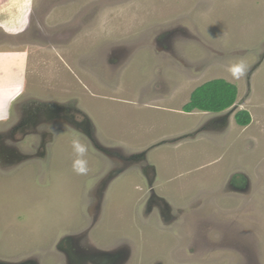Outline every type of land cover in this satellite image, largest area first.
Segmentation results:
<instances>
[{
    "label": "rangeland",
    "instance_id": "374dc122",
    "mask_svg": "<svg viewBox=\"0 0 264 264\" xmlns=\"http://www.w3.org/2000/svg\"><path fill=\"white\" fill-rule=\"evenodd\" d=\"M0 26L17 32L0 31V133L34 104L68 105L94 121L101 143L117 147L97 148L59 116L43 159L35 156L47 127L16 130L19 152L31 156L0 165L1 263L68 264L59 247L69 237L71 251L110 253L114 264H264V0H0ZM238 59L247 72L232 80L227 65ZM216 79L235 85L237 96L214 114L231 111L232 122L242 106L251 115L247 126L229 129L239 149L219 155L221 142L211 138L153 152L145 163L144 153L132 154L134 145L196 122L182 109L195 88ZM74 137L88 147L83 175L72 168ZM192 153L195 162L197 154L218 162L210 173L220 181L227 167H248L253 182L241 195L210 191L198 169L190 183L167 188L175 156ZM131 158L102 188L100 209L101 180ZM153 166L168 216L146 208L152 183L143 170Z\"/></svg>",
    "mask_w": 264,
    "mask_h": 264
},
{
    "label": "crops",
    "instance_id": "0c3cea01",
    "mask_svg": "<svg viewBox=\"0 0 264 264\" xmlns=\"http://www.w3.org/2000/svg\"><path fill=\"white\" fill-rule=\"evenodd\" d=\"M188 101H189V99H188ZM174 109L175 108H173V109L170 108V110H168V109L162 108V107H154V109H148V110L162 112L167 117L168 114L173 115L175 112L178 113V111L174 110ZM181 113H182V111H181ZM201 114H204V116ZM186 115H188L190 117L196 116V117H194L196 119V122L194 121L190 124L180 126L179 129L177 128L176 130H174L170 134L161 135L158 137L151 138L150 140H148L146 142V143H148V145L144 144L142 142H141V144L139 143L138 146L134 145L132 148V154H135V153H138V154L144 153L145 154L147 151L151 150L149 155H146V154L144 155V157L146 156L145 159L147 161L151 157L155 156V153H153V152L159 153L168 147L172 149L173 146L176 149H172V150L174 152L175 151L177 152L180 150V148H179L180 146H182L181 147L182 150L187 149L186 146H190V145L193 146L194 143H202L204 141L209 142L211 138H218L221 142V143H219V149H220V152H218L219 155H224V154H227L228 152L232 153L234 149L238 148L237 143H232L233 141H230V133H229L230 127L234 126L235 133L237 132L235 121L232 120V122H231V117L228 120V126H226L224 129H222V128L212 129L209 125H207V128L202 127L201 129H196V127H195L196 124L197 123L201 124V121L204 119L205 116H215L213 118L209 117V118H211L209 120L207 118V120H208V121L206 120L207 124L210 123V120L214 121L220 117L216 116V114H207L205 112H199V111L186 113ZM197 118H199L198 121H197ZM95 127H96V125H95ZM221 135H222V138H220ZM227 135H229V136H227ZM235 139H238V137L236 136ZM98 142L101 143L99 140H98ZM124 145H122V146H124ZM138 147H139V149L136 150V148H138ZM258 148L259 149L263 148V146L258 145ZM216 152L217 151H215L213 153H216ZM218 153H216V154L218 155ZM193 156H194V153L187 154L186 157H181L180 154H177L175 156L176 157L175 170L172 173H170L171 177L168 179V181L165 182L168 184L167 188L170 184L171 185L175 184L177 186V184L181 183L182 180L184 182L190 183L191 178L193 177V172L197 171L199 169V170H201V173H202L200 176V180L204 183V186H203L204 188H206L210 191L216 190V189H222V190H224V192L226 194L228 193L227 195H229L232 192L238 193L236 191H231V190H233L231 187V182H232V178H233V176L231 177V172H232L230 169L231 167H227L226 170H228V169L229 170L225 174L220 175V179H221V181H220L219 179H216L215 177H213L212 174L210 173V171L212 170L211 168L215 164H217L218 162H214V160L208 161V162H200V160H202L204 158V155H200V154H197L198 158H197V162H195L193 159ZM139 157H141V156L136 155L134 158H139ZM215 160H217V159H215ZM181 161H185L186 165L181 166L180 165ZM196 166H198V167H196ZM128 167H130V165ZM160 167H161V165H160ZM247 169H248V167L247 168H239L238 173L244 175V174H246L244 171ZM123 171H124V169H123ZM257 172H258V170H256V173ZM263 174H264V172L262 173V175ZM144 176L147 179L148 183H152V184H148V185H150V188H148V189H153L155 192L154 188H155L157 181H158V178H159V172H158L157 168L153 166L150 175L144 174ZM246 178H247V182L249 181V184L251 185L253 180H250L247 176H246ZM262 190H264V184H263ZM241 194H243V193H241ZM241 194L238 193V195H241Z\"/></svg>",
    "mask_w": 264,
    "mask_h": 264
},
{
    "label": "flooded vegetation",
    "instance_id": "af4514ba",
    "mask_svg": "<svg viewBox=\"0 0 264 264\" xmlns=\"http://www.w3.org/2000/svg\"><path fill=\"white\" fill-rule=\"evenodd\" d=\"M0 31L6 36L14 35L11 30L8 32L4 28H2V26H0ZM59 116H61L69 124V127L71 126L76 131L84 133L85 135L92 138L94 133L93 126L90 120H88V118L84 116L79 109L74 107L72 108L68 105L55 107L53 106L50 108L46 105L34 104V106L32 107L23 109L21 116L19 115L18 117V124H16L13 129L11 127V129L8 131V135H6V133H0V165L8 167L9 164H18V161L22 159H29L31 156L29 155L30 153L21 154L19 152V147L15 144L17 143L16 138L12 136V134L16 130L17 133H22L24 135H26V133H37L38 131L35 129L40 126H45L47 127V129L46 131H43L42 136H40L41 138L39 143H41V145L38 148L39 151L35 157H41L44 159L47 152L48 143H52L55 136H57L56 131L52 127L55 123L58 122V119L56 118H59ZM225 124V117H221L217 118L214 121L212 120L209 123V126H211L212 129H224ZM93 143H95L96 145L97 142L94 140ZM114 149H117V147H115ZM145 161L146 159L144 158L143 162L145 163ZM130 164L131 163H125L122 168L125 170ZM233 169L234 173L231 172V177L233 176L232 179L235 180L237 184H240V177L244 178L245 180L247 179L245 175L238 173L239 168ZM151 171L152 169L148 170L145 168V170H143V173L149 175ZM151 194L153 193L151 192L150 195ZM146 208L147 210L149 209V211L152 208H156L159 212H161L162 216H168L169 214V207L165 203V201L154 195H151L148 198ZM69 241L67 240L61 245V248L66 250V252L68 253V259H70L67 261L68 264H104L101 262V260L99 262L96 261L95 257L97 256L93 254V252L84 253L82 250L80 252H78L77 250L71 251ZM66 245H68L67 248ZM112 263L114 264V261L108 262L106 264Z\"/></svg>",
    "mask_w": 264,
    "mask_h": 264
},
{
    "label": "clouds",
    "instance_id": "9594fccd",
    "mask_svg": "<svg viewBox=\"0 0 264 264\" xmlns=\"http://www.w3.org/2000/svg\"><path fill=\"white\" fill-rule=\"evenodd\" d=\"M11 30V29H10ZM13 33H14V35H17V32H15L14 30H11ZM227 72L229 73V75H230V77H231V79L232 80H240L245 74H246V72H247V64H246V62L244 61V59H238V60H235V61H230V62H228V65H227ZM217 80V79H216ZM212 81V80H211ZM209 82V81H208ZM229 83V82H228ZM230 84H232V83H230ZM233 85V84H232ZM201 86V85H200ZM199 86V87H200ZM235 86V85H234ZM236 87V86H235ZM198 88V87H197ZM196 89V88H195ZM194 89V90H195ZM193 90V91H194ZM192 94V93H191ZM191 96V95H190ZM190 96H189V100H190ZM234 107H236L235 105H234ZM233 107V108H234ZM77 109H79V108H77ZM80 111H81V113L84 115V116H86L87 118H88V120H90L89 119V117L87 116V114L84 112V111H82L81 109H79ZM234 110V109H233ZM242 110H246L244 107H242V106H240V107H238V108H236V110H235V112L233 113V120L235 121V119H234V116H235V114L237 113V112H239V111H242ZM183 111V110H182ZM194 111H199V110H193L192 112H194ZM247 111V110H246ZM184 112V111H183ZM199 112H202V111H199ZM223 112V111H222ZM248 112V111H247ZM185 113H187V112H185ZM188 113H190V112H188ZM205 113H207V114H214V113H211V112H205ZM221 113V112H220ZM249 113V112H248ZM250 114V113H249ZM228 115V116H227ZM231 115V111L230 112H228V113H225V115L223 116V117H225V120H226V124H225V127L226 126H228V120H229V118L231 117L230 116ZM251 116V115H250ZM221 118V117H220ZM212 121V120H211ZM210 121V122H211ZM91 122V121H90ZM251 123V122H250ZM91 124H92V122H91ZM235 124L237 125V123L235 122ZM207 125H209V123L207 124V123H205V125L203 126L204 128H207ZM92 126H93V131H94V133H93V136H92V138H90L89 136H87V138L89 139V141L91 142V143H93V141L95 140L97 143H96V147H97V144H99V142H98V138L96 137V134H97V129H96V127H95V124H94V121H93V124H92ZM237 126H239V125H237ZM247 126V125H246ZM211 127V126H210ZM224 127V128H225ZM240 127H245V126H240ZM212 128V127H211ZM77 134V133H76ZM79 134H81V135H83L84 133H79ZM91 135H92V133H91ZM97 138V139H96ZM70 144H71V148H72V150H73V153L75 154V159L73 160V162H72V168H73V170L77 173V174H81V175H83V174H86L87 172H88V161H87V159L85 158L86 157V155H87V152H88V147H87V145H85L84 143H82L81 141H80V139L78 138V137H74V138H72L71 139V141H70ZM95 144V143H94ZM101 145H105V144H103V143H100ZM121 146V145H120ZM105 147L106 148H108V149H114L115 147H112V144H110V143H108V144H106L105 145ZM110 147H112V148H110ZM98 148V147H97ZM145 155V154H144ZM135 161L131 158V160H130V165H132L133 163H134ZM121 171H123V170H120V171H117L116 172V176H114L115 174L113 173V174H111V176H109L108 178H103L102 180H101V182H100V184L98 185V190H97V196H100L101 198H100V202H99V208L101 209V207H102V205H103V203H104V196H103V193L101 192V190H102V188H105V184L106 183H108L110 180H111V182L114 180V179H117L120 175H118ZM118 175V176H117ZM247 180V179H246ZM232 182H233V179H232ZM231 182V183H232ZM232 185V184H231ZM234 191V190H233ZM149 192L151 193H153V194H151V195H154V196H156V194H155V192H154V190L153 189H149ZM237 192V191H236ZM94 193H95V191H94ZM94 193H93V195H94ZM150 193H149V195H150ZM238 193H240V192H238ZM157 197V196H156ZM160 199H162L161 197H160ZM169 207V206H168ZM153 209V208H152ZM169 212H170V210H169ZM67 238V237H66ZM66 238H64L63 239V241L60 243V245H62L63 244V242H65L64 240L66 239ZM93 254H95V253H93ZM97 257L98 256H100V253H97V254H95ZM67 256V255H66ZM67 258H68V256H67ZM69 260V259H68Z\"/></svg>",
    "mask_w": 264,
    "mask_h": 264
},
{
    "label": "trees",
    "instance_id": "16d2710c",
    "mask_svg": "<svg viewBox=\"0 0 264 264\" xmlns=\"http://www.w3.org/2000/svg\"><path fill=\"white\" fill-rule=\"evenodd\" d=\"M236 96L234 85L221 79L212 80L196 88L182 110L187 113L193 110L220 113L234 104ZM234 119L241 126L251 122L250 114L245 110L237 112Z\"/></svg>",
    "mask_w": 264,
    "mask_h": 264
},
{
    "label": "water",
    "instance_id": "95a60500",
    "mask_svg": "<svg viewBox=\"0 0 264 264\" xmlns=\"http://www.w3.org/2000/svg\"><path fill=\"white\" fill-rule=\"evenodd\" d=\"M228 116V115H227ZM240 184H237L235 180H233V182L231 183V187L234 191L237 192H243L246 188H247V180H245L244 178L240 177ZM247 183V184H246ZM69 237H67L64 241H69ZM60 251H63L64 249H62L61 247H59ZM66 255H68V253L66 252ZM116 255L110 254V253H100V256L95 257L96 261L99 262L101 260L102 263L106 264L108 262H115L116 261ZM70 260V259H69ZM0 264H3L0 262ZM26 264H35L33 262H27ZM113 264V263H112Z\"/></svg>",
    "mask_w": 264,
    "mask_h": 264
}]
</instances>
